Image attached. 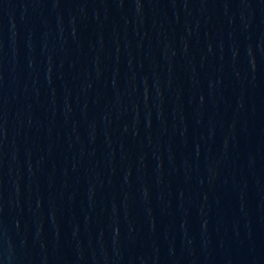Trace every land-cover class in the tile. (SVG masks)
I'll return each mask as SVG.
<instances>
[{
  "label": "water",
  "instance_id": "95a60500",
  "mask_svg": "<svg viewBox=\"0 0 264 264\" xmlns=\"http://www.w3.org/2000/svg\"><path fill=\"white\" fill-rule=\"evenodd\" d=\"M0 264H264V0H0Z\"/></svg>",
  "mask_w": 264,
  "mask_h": 264
}]
</instances>
